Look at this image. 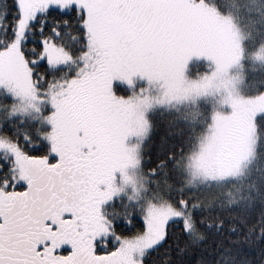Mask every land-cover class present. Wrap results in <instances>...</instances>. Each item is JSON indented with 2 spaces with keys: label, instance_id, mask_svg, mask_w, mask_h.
I'll return each mask as SVG.
<instances>
[{
  "label": "rangeland",
  "instance_id": "obj_1",
  "mask_svg": "<svg viewBox=\"0 0 264 264\" xmlns=\"http://www.w3.org/2000/svg\"><path fill=\"white\" fill-rule=\"evenodd\" d=\"M117 1L118 10L113 8ZM18 6L14 39L0 59L18 49L46 7L82 9L87 33L85 52L76 58L54 45L44 50L51 67L74 68L72 77L40 90L26 78L27 69L16 77L0 72V91L11 97L6 115L47 126L49 156L31 161L58 155L61 142L89 181L80 213L62 218L61 227L46 234L39 253L54 264H64L75 253L72 264H89L81 260L83 254L107 260L101 264H142V254L159 241L165 224L185 217L182 208L153 203L147 193L140 171L147 113L161 108L178 114L199 133L197 147L183 160L187 186L236 187L252 158L254 119L264 108V92L254 98L241 94L244 61H253V55L245 52L243 35L229 17L194 0H18ZM188 70L196 75H187ZM115 83L128 94L116 93ZM205 108L208 115H203ZM5 158L11 167L0 185V205L21 193L23 187L16 186L25 185L28 173L20 150L0 137V159ZM65 182L59 191L72 197ZM118 198L142 206L144 233L117 239L109 251L101 241L111 234L103 211ZM98 241L103 252L96 250Z\"/></svg>",
  "mask_w": 264,
  "mask_h": 264
},
{
  "label": "trees",
  "instance_id": "obj_2",
  "mask_svg": "<svg viewBox=\"0 0 264 264\" xmlns=\"http://www.w3.org/2000/svg\"><path fill=\"white\" fill-rule=\"evenodd\" d=\"M194 1L229 17L243 35V48L253 55V61H244L241 94L249 98L261 95L264 92V0ZM119 3L113 4V8L118 10ZM18 17V0H0V52L12 43ZM86 41L82 9L46 7L32 20L18 49L0 59V72L16 77L21 69H27L28 81L36 83L40 90L45 89L56 81L72 77L75 70L66 66L51 67L44 50L54 45L76 58L85 52ZM186 74L196 75L191 70ZM114 85L116 93L128 94L120 84ZM10 98L0 91V137L16 145L28 170V163H36L32 159L49 156L47 126L27 116H7ZM203 113L208 115L206 108ZM147 120L149 130L140 152V171L150 201L182 208L185 217L165 224L159 241L142 254V264H264V108L254 119L255 146L241 180L236 187L226 184L215 190H201L186 184L183 160L197 147L199 136L191 123L161 108L150 110ZM0 165L2 185L9 176V158L0 159ZM5 212L2 209V214ZM103 215L111 234L101 241L109 251L116 247L117 239L144 233L142 206L135 202L114 199L104 206ZM9 236L0 237V242ZM96 243V250L103 252L99 241ZM0 249H4L0 251L2 257L6 250L3 246Z\"/></svg>",
  "mask_w": 264,
  "mask_h": 264
},
{
  "label": "flooded vegetation",
  "instance_id": "obj_3",
  "mask_svg": "<svg viewBox=\"0 0 264 264\" xmlns=\"http://www.w3.org/2000/svg\"><path fill=\"white\" fill-rule=\"evenodd\" d=\"M58 144L62 147L58 155L43 162L28 163V174L23 190L9 203L2 204L0 237L10 236L0 242V246L6 250L0 257V264H17L16 262L25 264L23 260H26V264H54L39 253V249L45 243L46 234L54 233L53 229L61 227L62 218L80 213L77 207L84 202L82 196L88 192V177L77 167L78 164H74L67 157L63 144L61 142ZM64 168H68V171L64 172ZM64 179L66 180L64 185H67V181L70 182L66 189L72 192V197L64 196L59 191ZM2 209L6 210L4 214ZM44 225L46 228L42 227ZM34 228L36 232L31 233L30 230ZM75 255L76 253L64 264H72L76 259ZM21 257L22 259H17ZM83 258L84 262L89 264H94L91 261L100 264L107 261L89 259L85 254L81 260ZM80 264H83L82 261ZM107 264H111L110 260Z\"/></svg>",
  "mask_w": 264,
  "mask_h": 264
}]
</instances>
